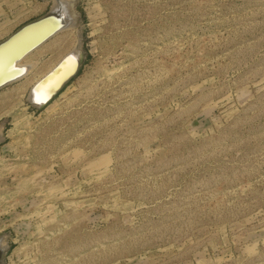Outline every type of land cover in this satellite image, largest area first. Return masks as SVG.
Returning <instances> with one entry per match:
<instances>
[{
    "label": "rangeland",
    "instance_id": "rangeland-1",
    "mask_svg": "<svg viewBox=\"0 0 264 264\" xmlns=\"http://www.w3.org/2000/svg\"><path fill=\"white\" fill-rule=\"evenodd\" d=\"M50 4L0 0V41ZM72 8L0 88L3 264H264V0ZM78 42L79 73L32 106Z\"/></svg>",
    "mask_w": 264,
    "mask_h": 264
},
{
    "label": "water",
    "instance_id": "water-1",
    "mask_svg": "<svg viewBox=\"0 0 264 264\" xmlns=\"http://www.w3.org/2000/svg\"><path fill=\"white\" fill-rule=\"evenodd\" d=\"M68 16L59 6H52L45 14L25 22L0 41V88L27 73L28 67L19 62L30 52L65 28ZM82 53H66L48 72L30 87L28 102L41 108L58 94L80 71ZM6 246L0 236V264Z\"/></svg>",
    "mask_w": 264,
    "mask_h": 264
},
{
    "label": "bare ground",
    "instance_id": "bare-ground-1",
    "mask_svg": "<svg viewBox=\"0 0 264 264\" xmlns=\"http://www.w3.org/2000/svg\"><path fill=\"white\" fill-rule=\"evenodd\" d=\"M55 1V3H54V7H57V6H59V8H61L62 9V11H63V13L64 14H66L67 16H68V19H69V22L67 23V25L65 26V28L64 29H62L60 32H62V31H64V30H68V29H70V28H74L75 26H76V15H75V13H74V11H73V8H72V4H73V0H54ZM60 32H58L56 35H58ZM55 35V36H56ZM48 41H50V40H48ZM47 41V42H48ZM47 42H44L42 45H40L39 47H37L35 50H33L32 52H30L28 55H26L20 62H19V64H24L25 65V63L26 62H24V59H26V57L28 58V56L31 54V53H33L34 51H36L38 48H40L41 46H43L45 43H47ZM78 44H79V42L77 43V45L72 49V50H70V51H68V52H73V53H75V54H77V55H81L80 54V49H79V46H78ZM68 52H66V53H68ZM65 53V54H66ZM64 54V55H65ZM64 55H62L60 58H59V60L64 56ZM58 60V61H59ZM57 61V62H58ZM56 62V63H57ZM55 63V64H56ZM28 63H26V65H27ZM34 63H32V64H30L28 67H29V69H28V72L31 70V68H32V66L31 65H33ZM54 64V65H55ZM53 65V66H54ZM34 66V65H33ZM52 66V67H53ZM52 67H50L49 69H48V71L52 68ZM48 71H46V72H48ZM45 72V73H46ZM44 73V74H45ZM27 74V73H26ZM26 74L24 75V76H26ZM44 74H42L39 78H41ZM24 76H22L21 78H23ZM21 78H19V79H17V80H20ZM39 78H37L35 81H34V83L39 79ZM16 80V81H17ZM16 81H14V82H16ZM33 83V84H34ZM65 87V86H64ZM29 100H30V98H31V94H29ZM54 98V97H53ZM52 98V99H53ZM51 99V100H52ZM50 100V101H51ZM49 101V102H50ZM48 102V103H49ZM48 103H46L45 105H47ZM42 107H44V106H42ZM41 107V108H42Z\"/></svg>",
    "mask_w": 264,
    "mask_h": 264
},
{
    "label": "flooded vegetation",
    "instance_id": "flooded-vegetation-1",
    "mask_svg": "<svg viewBox=\"0 0 264 264\" xmlns=\"http://www.w3.org/2000/svg\"><path fill=\"white\" fill-rule=\"evenodd\" d=\"M49 2L51 3V4H50V6H49V7H48V8H47V9H46V10H45V11H44L42 14H40L39 16H41V15L45 14V13H46V12H47V11H48V10H49L51 7H52V6H54V4H53V1H52V0H49ZM39 16H37V17H39ZM35 18H36V17H35ZM33 19H34V18H33ZM31 20H32V19H31ZM56 34H57V33H56ZM56 34H55V35H56ZM55 35H54V36H52L51 38H49L48 40H51L52 38H54V37H55ZM48 40H47V41H48ZM47 41H46V42H47Z\"/></svg>",
    "mask_w": 264,
    "mask_h": 264
}]
</instances>
